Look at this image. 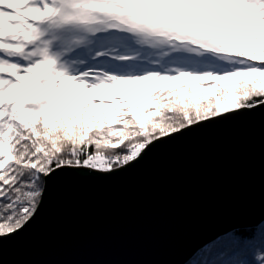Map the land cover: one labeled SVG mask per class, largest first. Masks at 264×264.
Returning <instances> with one entry per match:
<instances>
[{"label": "snow or ice", "instance_id": "obj_1", "mask_svg": "<svg viewBox=\"0 0 264 264\" xmlns=\"http://www.w3.org/2000/svg\"><path fill=\"white\" fill-rule=\"evenodd\" d=\"M257 112L264 0H0V238L34 221L60 177L119 175ZM213 251L264 264V220Z\"/></svg>", "mask_w": 264, "mask_h": 264}, {"label": "water", "instance_id": "obj_2", "mask_svg": "<svg viewBox=\"0 0 264 264\" xmlns=\"http://www.w3.org/2000/svg\"><path fill=\"white\" fill-rule=\"evenodd\" d=\"M264 220V113L154 148L111 177L53 181L0 264H187L218 234Z\"/></svg>", "mask_w": 264, "mask_h": 264}, {"label": "trees", "instance_id": "obj_3", "mask_svg": "<svg viewBox=\"0 0 264 264\" xmlns=\"http://www.w3.org/2000/svg\"><path fill=\"white\" fill-rule=\"evenodd\" d=\"M214 242L208 244L206 247L200 250L196 255H194V257L191 260H195L196 264H222V259L219 257L218 252L213 251L205 255L208 247L212 245ZM187 264H189V262Z\"/></svg>", "mask_w": 264, "mask_h": 264}]
</instances>
